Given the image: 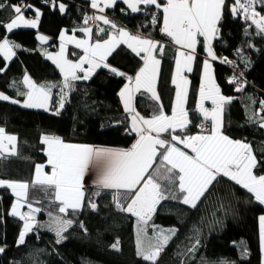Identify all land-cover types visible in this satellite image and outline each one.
<instances>
[{
  "label": "snow or ice",
  "instance_id": "snow-or-ice-1",
  "mask_svg": "<svg viewBox=\"0 0 264 264\" xmlns=\"http://www.w3.org/2000/svg\"><path fill=\"white\" fill-rule=\"evenodd\" d=\"M118 2L126 5L132 13L146 12L150 7L158 10L151 13V24L158 25L161 34L175 46V68L171 75V85L174 86L175 93L171 101V114L166 112L157 91L162 64L158 57L164 55L166 44L150 37L132 34L103 14ZM43 3L54 10L58 8L61 14L68 9L63 0H43ZM258 6L261 9L259 11ZM6 7L10 8L11 14L6 22L0 21V28L7 33L19 28L38 27L42 12L33 4L25 3V0L16 4L0 0V11ZM90 7L100 14H85L81 26L73 29L72 35L61 30L58 52L53 54L43 51L46 59L59 70L62 76L60 84H37L25 73L22 83L26 91L17 89V96H23L24 99L21 101L0 92V102L49 111L52 91L59 87L58 106L51 109L54 115H59L76 81H88L98 69H107L115 76L125 77L127 80L118 96L129 119L125 132L129 135L135 134L136 139L127 149H115L70 143L57 135L41 134V151L47 159L45 163L35 165L32 179H0V188L10 189L15 197L7 215L22 222L15 241L17 247L24 245L26 237L37 228H46L53 232L55 244L59 245L67 240L66 233L77 223L69 217L77 216L83 211L85 204L92 211H97L98 204L93 197H99L105 190H110L115 209L136 218V255L146 264H158L160 255L178 231L175 228L163 229L150 223L162 201L178 200L183 205L196 208L212 187L220 179L226 178L250 194V203L254 200L259 205H264V174H257L255 171L264 166V163L257 158L249 142L232 139L224 133V108L232 102L233 97L222 94L213 76L212 63L219 61L233 66V75L227 78V83L234 85L236 92L244 90L247 83L244 72L239 70L236 61L217 56L213 40L221 38V22L226 10L233 19H242L246 23L245 36L250 34L249 29L253 26L257 35H264V0H90ZM29 10L34 16L25 15ZM120 11L125 12L126 9L121 8ZM158 13H162V21ZM89 19L97 22L95 34L99 36L104 33L107 39L92 41L94 29L88 25ZM100 22L108 28L101 27ZM76 32L83 33L84 38H77ZM36 39L45 43L49 37L37 34ZM122 44L142 61L134 77L107 62ZM69 45L79 51L69 52ZM198 45H202L206 55L201 68L198 97L192 111L197 113V118L202 119L196 125L200 132L188 134L187 129L192 120L186 108L190 81L185 72L193 71ZM249 47L252 45L249 44ZM18 48L21 45L11 41L8 36L0 38V57L4 61H11L16 55L15 49ZM236 54L241 56V63L246 70L249 61L243 57L242 49H236ZM4 70L0 68V72ZM236 71H239V75H236ZM9 87H15V82ZM141 90L150 93L157 108L147 118L136 111L132 103L134 95ZM205 101L210 102V108L205 106ZM252 103L257 101L253 100ZM258 103L259 108L248 119L264 129V99ZM16 142L15 135L7 134L0 127V159H8L18 154ZM48 168L50 172L46 171ZM93 170L96 177L92 184L96 191L89 196L84 181L85 176ZM161 180L166 183L162 184ZM30 189L43 192L48 202L57 208L55 213L48 211L49 220L46 224L37 220V214L44 209L35 206L42 201L29 200ZM23 208L27 210L22 211ZM258 219L259 243L264 255V215H260ZM79 227L87 234L88 230L83 221L79 222ZM149 228L153 235L146 243L141 236L148 237ZM199 243L197 239L187 249L188 253H195ZM110 247L119 251V239ZM6 248V244L0 246V254L5 253ZM243 255H247V252ZM219 264L228 262L221 260Z\"/></svg>",
  "mask_w": 264,
  "mask_h": 264
},
{
  "label": "trees",
  "instance_id": "trees-1",
  "mask_svg": "<svg viewBox=\"0 0 264 264\" xmlns=\"http://www.w3.org/2000/svg\"><path fill=\"white\" fill-rule=\"evenodd\" d=\"M20 0H8L9 4ZM68 9L61 14L57 9L43 3V0H25L42 12L37 30L49 37L47 46L55 49L61 30L71 32L81 26L84 15L90 16L91 8L86 0H63ZM161 2H164L161 0ZM231 2V0H229ZM143 7V6H141ZM122 3H117L106 11L113 12L115 18L128 28L140 31L150 38L166 44L162 60L157 91L168 114H171V101L174 86L171 85V75L174 69L173 46L167 37L161 34L159 26L151 24V13L157 12L150 7L146 12L132 13ZM257 10H261L259 6ZM32 11L26 12L29 16ZM11 10L6 7L0 11V21H7ZM161 16V13H158ZM103 27L108 26L101 24ZM120 26V25H119ZM247 27L242 19H233L227 10L221 22V38L213 40V48L218 57H227L237 62L240 71L244 72L246 86L243 91L236 92L235 86L227 83L230 70L227 64L213 62V76L225 96L233 97L230 104L225 105L223 113V131L232 139L249 142L257 158L264 163V129L248 119L253 111L259 108V100L264 99V35H257L253 28L245 36ZM94 28V27H93ZM81 36V32H76ZM21 48L15 49L16 55L11 61L5 62L0 57V92L23 100L17 96V89L26 91L22 83L27 73L39 84L54 83L59 85L61 74L38 49L36 30L30 28L15 29L7 33L0 28V38L4 36ZM106 34L93 35V39H104ZM249 44L252 47H249ZM69 52L79 51L69 46ZM242 49L243 57L249 61L245 70L241 56L236 49ZM202 45L197 46V58L193 71L189 73V96L186 108L190 112L192 124L188 134H197L196 125L202 118H197L195 109L200 82L202 59L205 58ZM75 59V57H70ZM111 66L129 76H133L142 61L135 56L126 45H120L107 61ZM15 82V87H9ZM127 82L125 77H117L107 69H98L88 81H76L69 92L64 108L59 115L45 110L24 108L10 102H0V127L8 134L17 137L16 156L0 159V179L14 181H30L36 164L45 163L47 157L41 149V134L57 135L64 141L78 144H89L110 148H128L134 141L135 134H127L128 115L124 112L118 92ZM51 109L58 106L59 87L53 89ZM136 110L143 116L150 117L153 110L147 104L144 94L134 97ZM255 100L257 103L253 104ZM264 174V166L255 170ZM162 184L166 182L161 180ZM89 196L96 191L93 185L86 187ZM98 204V210L92 211L85 207L77 216H70L77 223L66 233L67 240L57 245L55 235L46 228H37L26 237L24 245L16 246V239L22 222L18 218L7 215L15 197L10 189L0 188V246L7 245L6 251L0 254V264H146L136 255V218L128 213L118 212L112 202L110 190H105L101 196L93 197ZM250 194L226 178H222L212 187L196 208L181 204L178 200L162 201L150 223L163 229H178L176 235L169 241L162 252L161 264H219L221 260L228 264H261V249L259 243L258 219L253 212L255 201L249 202ZM29 200H40L44 211L37 214V220L46 224L49 220L48 211L56 212L57 208L48 202V198L38 189L29 190ZM26 210V208H23ZM83 221L87 234L79 227ZM150 230V228H149ZM117 238L120 250L110 247ZM199 239L200 243L195 253L187 249ZM247 255H243L244 252Z\"/></svg>",
  "mask_w": 264,
  "mask_h": 264
},
{
  "label": "crops",
  "instance_id": "crops-1",
  "mask_svg": "<svg viewBox=\"0 0 264 264\" xmlns=\"http://www.w3.org/2000/svg\"><path fill=\"white\" fill-rule=\"evenodd\" d=\"M88 3L87 4H89L90 5V0H86ZM164 1V0H163ZM119 3H122V2H119ZM123 4V3H122ZM123 6L124 7H126V9H127V6L126 5H124L123 4ZM129 11H131L130 9H128ZM161 21H162V13H161ZM91 26V25H90ZM94 29V28H93ZM68 32V31H67ZM72 32V31H71ZM71 32H68V34H72ZM131 33V32H130ZM93 35H94V31H93ZM80 37H83V33L81 34V36ZM84 38V37H83ZM104 39H107V35L105 36V38ZM202 39V38H201ZM153 40H155V39H153ZM92 41L93 42H95V40L93 39V36H92ZM175 53V52H174ZM206 55V54H205ZM158 58H160V57H158ZM204 59V58H203ZM203 59H202V62L201 63H203ZM214 62V61H213ZM212 62V63H213ZM193 64H194V62H193ZM141 66V65H140ZM85 67H87V65H85ZM174 68H175V64H174ZM201 68H202V66H201ZM59 71V70H58ZM173 71H174V69H173ZM82 75V74H81ZM185 75L188 77V79H189V73H187V72H185ZM135 76V74L133 75V77ZM61 81H62V79H61ZM190 81V80H189ZM127 83V82H126ZM37 84H39L38 82H37ZM199 85H198V89H199V86H200V82L198 83ZM144 94L145 95V97L147 98V104L149 105V106H151V108L153 109V110H157V108H156V104H155V101H153L151 98H150V93H147V92H144L143 90H141V92H138V93H136L135 95H134V97L137 95V94ZM174 93H175V89H174ZM52 96H53V92H52ZM174 96V95H173ZM197 97H198V94H197ZM134 99L135 98H133V101H132V103H133V106L135 107V105H134ZM51 101H52V98H51ZM50 101V105H51V102ZM121 101V100H120ZM196 101H197V99H196ZM121 104H122V102H121ZM49 105V106H50ZM122 106H123V104H122ZM186 106H187V104H186ZM205 106L206 107H211V104H210V102H208V101H205ZM136 109V108H135ZM137 111V110H136ZM142 115V114H141ZM143 116V115H142ZM144 117H146L147 118V116H144ZM136 139V138H135ZM135 139H134V141H135ZM134 141L132 142V143H134ZM76 144H78V143H76ZM86 145H89V144H86ZM132 145V144H131ZM130 145V146H131ZM91 146H93V147H103V146H94V144L93 145H91ZM129 146V147H130ZM128 147V148H129ZM107 148H110V147H107ZM115 149H127V148H115ZM46 171H49L50 172V168H48V169H46ZM95 177H96V173H95V171L93 170V171H90L86 176H85V185H86V187L87 186H89V185H93L92 184V181L95 179ZM27 209V208H26ZM253 212H254V214H256V216H257V218H259V216L260 215H264V205H259L257 202H255L254 203V206H253Z\"/></svg>",
  "mask_w": 264,
  "mask_h": 264
},
{
  "label": "rangeland",
  "instance_id": "rangeland-1",
  "mask_svg": "<svg viewBox=\"0 0 264 264\" xmlns=\"http://www.w3.org/2000/svg\"><path fill=\"white\" fill-rule=\"evenodd\" d=\"M106 11V10H105ZM108 12V11H107ZM31 14H33V15H31ZM25 15H26V13H25ZM27 16V15H26ZM32 16H34V13L33 12H31L30 13V15H29V17H32ZM90 26V25H89ZM93 27V26H92ZM30 29H32V28H30ZM5 30V29H4ZM35 30H36V36H37V34H42V35H45L44 33H42V32H40V31H38L37 30V28H35ZM95 31V30H94ZM72 34H73V32H71ZM67 34H68V32H67ZM71 34V35H72ZM82 34V33H81ZM68 35H70V34H68ZM75 35L77 36V38H83V37H80V36H78L76 33H75ZM45 36H47V35H45ZM48 37V36H47ZM58 38V46H57V48H55V49H50L48 46H47V44H48V42H49V40L47 41V42H45V43H41L39 40H37L38 41V47L36 48V49H38V51H40L41 52V54L45 57V55L43 54V51L44 50H46V51H48V52H51V53H56V52H58L59 51V45H60V40H59V37H57ZM36 39V38H35ZM69 46H72V45H69ZM68 46V47H69ZM46 58V57H45ZM46 60H48V59H46ZM50 61V60H49ZM5 62H7V61H5ZM51 62V61H50ZM58 70V69H57ZM59 91H60V89H59ZM18 105H20V104H18ZM50 107V110L48 111V112H52V110H51V105L49 106ZM32 109H38V111L39 110H44V109H41V108H32ZM8 134V133H7ZM15 200V199H14ZM14 202V201H13ZM22 211H26L25 209H21ZM258 219V218H257ZM258 228H259V219H258ZM259 230V229H258ZM137 232V231H136ZM153 235V233H152V230H151V228H150V230H148V237H144L143 235L141 236V238L142 239H144L145 240V242L147 243L148 242V238L149 237H151ZM136 236V240H137V234L135 235ZM261 251V250H260ZM161 256L159 257V260H158V262H160L161 261ZM262 259H264V255H262V253H261V264H262ZM159 264H161V263H159Z\"/></svg>",
  "mask_w": 264,
  "mask_h": 264
},
{
  "label": "built area",
  "instance_id": "built-area-1",
  "mask_svg": "<svg viewBox=\"0 0 264 264\" xmlns=\"http://www.w3.org/2000/svg\"><path fill=\"white\" fill-rule=\"evenodd\" d=\"M89 11L91 12L90 13V16H92V15H94V14H100V13H98L97 12V10H94V9H92V8H90L89 9ZM104 15H107L108 16V18L109 19H111L112 21H114L117 25H120L121 27H124L126 30H128L129 32H131L132 34H139V35H142V36H144V37H148V36H146V35H144V34H141V32L140 31H136V30H133V29H131V28H128L127 26H125L124 24H122V22H119L116 18H115V14H113V12H107V11H105V13H103ZM31 15H33V14H31ZM96 21L94 20V19H89L88 20V25H91V26H93L94 27V30H95V25H96ZM101 24H103L102 22H100V26L101 27H103ZM151 39H153V38H151ZM228 65V64H227ZM228 67H229V72H230V76L231 75H233V72H234V68H233V66H230V65H228ZM236 75H239V71H236ZM244 79H245V77H244ZM246 80V79H245ZM247 84V83H246ZM201 123V122H200ZM199 123V124H200ZM198 129V133L200 132V129L199 128H197Z\"/></svg>",
  "mask_w": 264,
  "mask_h": 264
},
{
  "label": "water",
  "instance_id": "water-1",
  "mask_svg": "<svg viewBox=\"0 0 264 264\" xmlns=\"http://www.w3.org/2000/svg\"><path fill=\"white\" fill-rule=\"evenodd\" d=\"M182 147V146H181Z\"/></svg>",
  "mask_w": 264,
  "mask_h": 264
}]
</instances>
